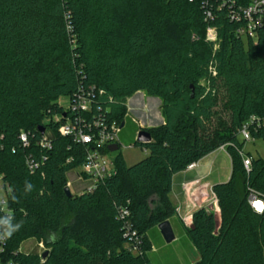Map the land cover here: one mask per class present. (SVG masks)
Returning a JSON list of instances; mask_svg holds the SVG:
<instances>
[{"label":"trees","instance_id":"1","mask_svg":"<svg viewBox=\"0 0 264 264\" xmlns=\"http://www.w3.org/2000/svg\"><path fill=\"white\" fill-rule=\"evenodd\" d=\"M232 1L250 0H0V174L23 224L5 242L2 264H153L158 225L176 213L173 176L225 143L231 175L213 185L220 218L206 207L193 213L188 232L199 259L192 264H264V218L247 202V186L264 194V156H251L247 172L237 135L248 117L264 115V33L256 42L237 35ZM208 25L217 29L216 49ZM80 87L92 92V113L120 124L128 99L144 90L161 100L164 122L146 128L150 142L135 141L144 158L128 165L119 154L116 174L68 197L67 174L83 163L84 147L61 136L53 117L65 110L59 99L72 100ZM44 135L49 150L37 144ZM252 135L264 138V128ZM43 154L31 173L26 158ZM121 205L144 237L142 255L127 248ZM30 238L48 254L21 251Z\"/></svg>","mask_w":264,"mask_h":264},{"label":"built area","instance_id":"2","mask_svg":"<svg viewBox=\"0 0 264 264\" xmlns=\"http://www.w3.org/2000/svg\"><path fill=\"white\" fill-rule=\"evenodd\" d=\"M228 15L232 20L241 22L236 29L237 35L256 42L260 32L264 33V0H250L247 4H236L232 1ZM207 16L212 17V12L208 11ZM206 40L214 45V49L218 47V34L214 26H207ZM209 69L212 74H216L212 63ZM91 93V91L80 87L73 95L72 100H70V105L65 107L64 112L53 117L54 121L59 122L57 129L61 136L69 137L73 142L84 147V161L80 165L82 169L75 173L77 180L84 183L80 194L93 192L106 179L116 174L115 166H108L105 154L110 151V145L116 144L118 148L120 147L121 133L125 126L124 122L120 124L115 119L109 120L106 115L92 113ZM263 128L264 115L253 114L238 128L237 135L240 141L242 140V143L255 141V137L252 135L253 130L258 131ZM20 138L24 146L29 145V140L25 132H22ZM37 144L46 150L52 147L51 140L47 135H44ZM228 145V143L222 144L215 151L224 150L228 153ZM144 149L147 151L146 148ZM238 152L245 170L249 172L252 165L251 155L245 152L244 145L238 149ZM47 157L44 154L40 155V159L36 156L35 158L28 156L25 160L27 168L31 173L37 172ZM199 161L189 163L184 170L194 169L198 166ZM67 186L69 188L73 187L69 179ZM183 190L186 196L192 198L194 205L199 208L206 207L211 209V207L213 208V206L218 205L213 185H203L200 179L183 183ZM247 190V202L250 208L264 218V194L257 193L250 186H247ZM0 206L4 215L11 213L8 207V191L2 174H0ZM176 212L179 213V208L176 209ZM129 215L130 209L128 205L117 207V216L122 222L123 236L127 240V248L133 254L142 255L144 252V237L132 227V223L129 221ZM192 217L193 215H185L183 216V221L186 224H190L192 223ZM40 245L44 247L43 242ZM4 246L5 242L0 243V264H2L1 253L4 251ZM7 264L16 263L10 261Z\"/></svg>","mask_w":264,"mask_h":264},{"label":"rangeland","instance_id":"3","mask_svg":"<svg viewBox=\"0 0 264 264\" xmlns=\"http://www.w3.org/2000/svg\"><path fill=\"white\" fill-rule=\"evenodd\" d=\"M223 102V99L219 97L217 110L220 111L223 118H226V114L223 110ZM59 103L64 107H68L70 105L69 96H62L59 99ZM129 103V107L130 105L133 106V108L136 110V113L139 112L142 114L141 119L146 121L144 124L145 126L151 127L150 124L155 126L162 124L163 116L161 115L160 109L161 100L158 97L153 98L152 96L148 95L146 91L141 90L139 93L134 95V98ZM148 110L150 111L147 112ZM141 119L131 110L128 111V119L121 133L120 147L116 151H109L105 154V159L108 166H115V159L119 154L128 165L136 163L147 155V151H145L144 147L135 143L137 132H134V130L136 127L142 128L139 126ZM243 145L245 152L249 153L252 157L264 156V138H256L255 141H249L243 143ZM203 163L207 168L206 172H208L209 168L212 166V171L208 177L203 179V185H213L216 182H225L229 179L231 175V158L226 151L219 150L208 154L205 156ZM81 169L82 168L80 166L69 171L67 174V179L71 181L73 186L70 188V190L76 194H80L84 187V183L79 182L77 180V175H75V173L79 172ZM211 209L213 208L211 207ZM41 242L42 241L37 238H30L21 244L20 249L25 253L38 254L43 251H47L48 249L45 247L44 243V247L40 245Z\"/></svg>","mask_w":264,"mask_h":264},{"label":"crops","instance_id":"4","mask_svg":"<svg viewBox=\"0 0 264 264\" xmlns=\"http://www.w3.org/2000/svg\"><path fill=\"white\" fill-rule=\"evenodd\" d=\"M129 104L130 103L127 102L128 107ZM129 110L136 114L140 119L142 118V114L139 112V114L136 113V110L133 108V106L130 105L128 111ZM145 122L146 121L144 119H141L139 126L142 127ZM162 122H164V118H162ZM204 158L205 157L200 159L198 166L194 169L182 170L173 176L170 195L174 205L176 206V209L179 208V213L176 212L169 221L173 228L175 238L172 242L167 243L158 228L159 232L155 233L154 241H151L152 249L149 252L153 264H192L199 259V253L188 232L192 223L186 224L183 221V216H192L199 207L194 205V200H192V198L186 196L183 190V183L200 179L201 184H203V179L208 177L212 171L211 166L209 171L206 172L207 168L203 163ZM212 210L215 215L220 218L219 206H213ZM148 237L151 240L150 235Z\"/></svg>","mask_w":264,"mask_h":264},{"label":"water","instance_id":"5","mask_svg":"<svg viewBox=\"0 0 264 264\" xmlns=\"http://www.w3.org/2000/svg\"><path fill=\"white\" fill-rule=\"evenodd\" d=\"M139 92L140 91H137L135 94H137ZM134 95H132L130 97L128 102H130L134 98ZM150 126L154 127L155 125L151 124ZM146 128H147V126L142 125V128L137 131L136 141H139L141 143H148L151 141V139H152L151 133ZM109 150L110 151L118 150V145H116V144L110 145ZM64 191L68 197H70L72 195V192L68 186L65 187ZM158 228H159L161 234L163 235V237L167 243H170L174 240L175 234H174L173 228H172L169 220H165V221L159 223ZM47 254H48V251H45L43 256H46Z\"/></svg>","mask_w":264,"mask_h":264},{"label":"clouds","instance_id":"6","mask_svg":"<svg viewBox=\"0 0 264 264\" xmlns=\"http://www.w3.org/2000/svg\"><path fill=\"white\" fill-rule=\"evenodd\" d=\"M32 188L33 185L30 182H26L24 191L26 193L30 192ZM13 199H15L14 196ZM22 226V222H15V218L11 213H6L5 215L0 216V243L6 242L10 239Z\"/></svg>","mask_w":264,"mask_h":264},{"label":"bare ground","instance_id":"7","mask_svg":"<svg viewBox=\"0 0 264 264\" xmlns=\"http://www.w3.org/2000/svg\"><path fill=\"white\" fill-rule=\"evenodd\" d=\"M150 110H148L147 112H149Z\"/></svg>","mask_w":264,"mask_h":264}]
</instances>
